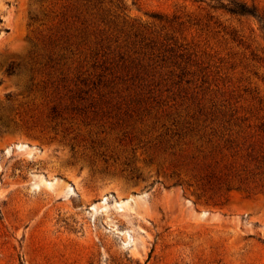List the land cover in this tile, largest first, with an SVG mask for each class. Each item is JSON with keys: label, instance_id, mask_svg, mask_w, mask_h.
<instances>
[{"label": "rangeland", "instance_id": "1", "mask_svg": "<svg viewBox=\"0 0 264 264\" xmlns=\"http://www.w3.org/2000/svg\"><path fill=\"white\" fill-rule=\"evenodd\" d=\"M0 0V264H264V0Z\"/></svg>", "mask_w": 264, "mask_h": 264}, {"label": "trees", "instance_id": "2", "mask_svg": "<svg viewBox=\"0 0 264 264\" xmlns=\"http://www.w3.org/2000/svg\"><path fill=\"white\" fill-rule=\"evenodd\" d=\"M220 7L233 16H255V13L252 9L236 1L231 0L228 2V4H221Z\"/></svg>", "mask_w": 264, "mask_h": 264}]
</instances>
